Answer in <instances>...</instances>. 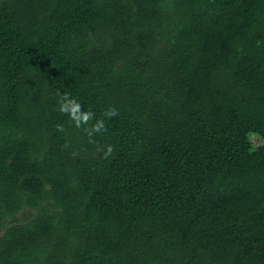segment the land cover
Here are the masks:
<instances>
[{"label": "trees", "instance_id": "16d2710c", "mask_svg": "<svg viewBox=\"0 0 264 264\" xmlns=\"http://www.w3.org/2000/svg\"><path fill=\"white\" fill-rule=\"evenodd\" d=\"M0 264H264V0H0Z\"/></svg>", "mask_w": 264, "mask_h": 264}, {"label": "clouds", "instance_id": "9594fccd", "mask_svg": "<svg viewBox=\"0 0 264 264\" xmlns=\"http://www.w3.org/2000/svg\"><path fill=\"white\" fill-rule=\"evenodd\" d=\"M57 95L59 96L57 111L61 114L67 115L73 122L75 128H82L89 138V143L95 142L93 140L95 135L107 132L105 119H96L93 111L83 110L81 104L75 98L70 97L67 93H57ZM118 114V110L115 107H109L103 112V117L111 119L116 117ZM91 121L95 122L90 124ZM56 127L60 132L65 131L63 125L58 124ZM114 151L115 148L113 145H106V150H103V157L105 159L110 157Z\"/></svg>", "mask_w": 264, "mask_h": 264}]
</instances>
